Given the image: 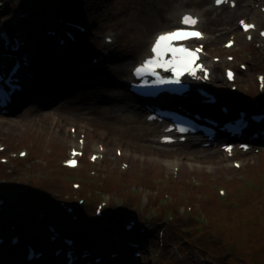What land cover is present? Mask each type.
Segmentation results:
<instances>
[{"label": "rangeland", "instance_id": "1", "mask_svg": "<svg viewBox=\"0 0 264 264\" xmlns=\"http://www.w3.org/2000/svg\"><path fill=\"white\" fill-rule=\"evenodd\" d=\"M49 1L51 0H0L2 4L0 25L14 21L17 16L15 11L28 7L29 13L42 12L43 18L41 16L34 19L23 18L19 23L25 26H30L28 23H31L33 25L29 28L33 33L41 34L44 22L51 23L63 17L62 12L60 14L53 12V9L62 11L61 7L54 6L52 3L55 2ZM71 1L63 0L69 3L68 14L65 16L87 25L90 33L79 37V41L82 39L83 42V56L71 57L74 49H67L72 53L67 66L69 87L60 92L57 88L59 80L51 86L48 81L50 76L42 72L41 79H45L46 82L42 85L31 83L33 94L20 101L11 115L0 114V142L7 146L6 151L0 152V193L7 195V209L0 213V230L9 232L11 226L5 222L11 220L24 225L25 221L41 218L47 220V228L50 221L55 223L64 235L78 237V243L97 240L98 245L92 248V251L98 254H94V257H90L83 264L93 262L92 260L99 254L105 256V261L101 264H184L185 259L195 262L198 254L186 238L178 236L179 241L182 239L179 245L169 248L162 244L160 230H165L166 241L171 224L178 218L196 219L200 225L206 227L209 223L208 217L215 209L237 214L239 210L250 206L264 208V146H256L260 151L254 150L249 153L239 151L235 158H231L220 146L214 150L201 148L203 151H195L187 142L181 145L162 146L160 149L164 153L161 154L160 167L150 166L144 171V166L136 165L134 160H142L146 155L141 147L137 148L140 144L112 128V124L110 127L97 125L98 121L104 120L99 116H105L107 111L110 114L111 107L108 108L106 105L108 103L104 102L93 101L91 104L93 99L79 97L84 93L83 82L91 78H86L85 75L82 76L83 79H78L77 70L83 65V57H87L84 59L85 64L90 65L95 56L103 55L104 67L94 69L100 70L105 78L98 85L93 88L87 87L85 90H94L102 96L100 99L105 100L122 95L133 103L127 86L118 85L119 82L122 84L124 78L130 75L133 63L147 54L149 43L157 31L171 29L179 24L174 18L157 25L149 22L155 5L166 6L162 0H84L80 3L77 0ZM38 2L51 6L53 17L44 11V7L36 5ZM212 2L213 0H174V4L167 7L163 16L172 17L171 15L178 10H194L203 19H218L215 21L218 31L213 23L206 22L205 27L202 25L208 33L206 39L208 60L216 65L214 77L219 76L221 80L213 81L210 88L220 91L223 97L236 107L263 108L264 93L259 90L257 74L264 73V46L258 47V44L262 43L261 40L249 42L239 29L234 30L239 19H253L259 22L258 18L261 17L258 0H254L246 8V12L235 9L231 21L224 19L226 12H229L227 7L213 9L203 15L207 8H211ZM100 10L111 12L121 10L122 14L118 17L99 16L97 12ZM127 27H130L129 32ZM105 35L112 36L117 43L102 49L101 45L106 44ZM231 37H235L238 45L234 50L225 49L224 43ZM140 39L145 43L141 49V45L138 44ZM47 46L50 51L45 58L48 65L53 66L57 59L51 52H56L57 44ZM58 54L61 52H56V55ZM228 55H234L236 60L229 62ZM216 57L221 61L216 62L214 60ZM128 60V71L124 74L118 72L117 63ZM242 63L248 65V70L240 69ZM226 67L236 69L238 72V80L234 83L238 87L237 92H233L231 90L233 85L225 80ZM56 70H59L58 66L53 73ZM92 72L91 70V75ZM54 75L59 77L58 73ZM46 90L55 92V95L52 98L46 97L43 94ZM94 107L96 110H90ZM220 107L218 105L209 109L217 113L221 112ZM134 110L140 112L138 109ZM36 112L39 114L49 112L52 115L50 118L52 123L59 121L57 128L46 127L43 133L39 126H34ZM143 121L144 117L140 112L137 121L132 124L139 126ZM74 129L78 132L75 133ZM65 136H70L69 139L74 142L65 143ZM54 137H57L56 141L52 140ZM159 137L160 133L147 136L142 146L155 149ZM81 138L87 141V153L81 158L80 168L69 170L64 161L69 157L70 148L79 143L78 140ZM99 147L105 148L104 157L100 159L102 162L91 163L88 155L101 151ZM23 150L29 152L25 158L19 155ZM119 150L128 156L121 157L118 155ZM153 152L160 154L157 150ZM3 158H8L9 162L4 163ZM235 161H239L243 167L236 168ZM124 163L130 166L124 169L122 167ZM75 183L82 184V188L76 190ZM221 190H225L226 194L220 193ZM78 199L85 200V205L80 206ZM62 201L68 204L61 205ZM103 202L107 203L104 210L108 211L104 217L97 218L95 208ZM68 205L76 206L77 215L66 211ZM131 220L137 222L134 228L139 231V235L134 236L141 244L140 247H136L137 251L142 252L139 261L132 257V250L128 245L132 238L125 230ZM143 229H146L145 233H142ZM19 230H22V227ZM22 231L28 235V241L39 239L47 247H52L48 242L49 236L43 231L34 228H25ZM139 236L140 238H137ZM179 247H182L181 250ZM16 248L17 251H21L20 254L27 256L23 243L13 250ZM180 251H184L185 259L181 257ZM113 253H119L120 256L112 259ZM2 254L4 262L7 256L12 255L10 246H6ZM127 260L130 262L127 263Z\"/></svg>", "mask_w": 264, "mask_h": 264}, {"label": "bare ground", "instance_id": "2", "mask_svg": "<svg viewBox=\"0 0 264 264\" xmlns=\"http://www.w3.org/2000/svg\"><path fill=\"white\" fill-rule=\"evenodd\" d=\"M166 6H163V5H159V6H154V10L149 18V22H151L153 25H157L159 24L160 22H165V21H169V20H172V17L174 16V19L180 24V20H181V15L183 14L184 11H178L176 13V15H174V13L171 15L172 17H167V16H163V13L167 10V7L169 8L170 6H172L174 4V0H162ZM194 1H199V0H194ZM202 1V0H200ZM253 1V0H238V5H237V9L241 12H246V8L248 7V4ZM81 2H84V0H81ZM214 2V1H213ZM11 6V5H10ZM224 7V6H221V8ZM13 8V7H12ZM214 6H212L211 9H213ZM229 9V12L227 11L226 14L224 15V19L226 21H231L232 20V17L234 16V14L231 12V8L227 7ZM174 9V8H172ZM261 15L263 18H264V14L262 12H260ZM97 14L99 16H112V17H118L119 15H121V10L117 11V12H111L110 10H100L99 12H97ZM38 16H41V18H43V14L42 12H39V13H33V12H30V13H27V16L24 18V19H34ZM162 20V21H161ZM215 21H218V19H213V18H208L207 19V22L210 24V23H213L215 25V28H216V23ZM255 22V21H254ZM261 22V21H259ZM181 25L179 26H176V27H180ZM175 28V27H173ZM171 28V29H173ZM128 29V32L130 31V27H127ZM171 29H165L163 31H168V30H171ZM224 30V28H221V30ZM216 30L218 31V29L216 28ZM163 31H159V32H163ZM220 31V30H219ZM149 32L147 33V36H148ZM108 35H105V38L107 37ZM49 38H51L53 40V38L55 39L56 37L55 36H52L50 35ZM116 41V39H115ZM145 42V41H144ZM80 43H83L82 41H80ZM114 43V42H113ZM115 44V43H114ZM141 45L140 49L142 47L145 46V43H143L140 39V42L138 43ZM28 48V59L31 61L32 63V67H29V68H26L27 71L31 68L33 69L35 75H36V79L33 81L34 84L35 83H38L39 85H42L43 83L46 82L45 79H41L42 78V72L45 74V75H52L53 73V70L56 69V67L58 66L59 67V70H56L55 73H58L59 74V77H56L54 74H53V77L51 79H49L48 81H50L49 84H52L51 86H54L58 80H59V86L57 88H59L60 92L62 91H65L67 89V87H69V67L68 66V61H69V56L71 55V53L69 51L66 50V48H58L57 50L58 51H62V54L61 55H54L53 57L56 58V62L53 66H49L48 65V60H46L45 57H47V55L44 54V52H42L39 48H37V45L35 44V39H30L28 41V44L24 46V51L27 52V49ZM107 47H110V45L108 44H104V45H101V48L104 49V48H107ZM136 47V46H135ZM237 47V45H235L234 48H231L232 50L235 49ZM134 50V49H133ZM83 46L80 47V50L78 51V49L74 52V54H83ZM109 53V52H108ZM147 55H150V53L146 54V55H143L142 57L139 58L138 61H140L141 59H143L144 57H146ZM71 57H74V55H71ZM87 57H83V65L80 66L77 70V78L78 79H83L82 76H85L86 75V78H91L92 80H99L101 79V71L100 70H95L93 65L95 64H92V65H86L85 62H84V59H86ZM13 60V59H11ZM41 60H43V62H41ZM45 60L47 63H45ZM136 61V63L138 62ZM129 60L128 61H123V62H120V63H117L116 67H119V71L120 73H126L128 71V66H129ZM135 64V63H134ZM101 66V63L95 65L96 68H99ZM81 67H84V71H80V68ZM216 67V65H214V68ZM91 70L93 71L92 72V75H91ZM96 71V72H95ZM101 75V76H100ZM103 77V76H102ZM237 78V76H236ZM221 81L220 80V77L219 76H216L214 78V81ZM24 83V89L22 92H20L19 94H17L16 98H15V102H14V105L16 102H19L20 100H22L23 98L25 97H29L31 94H33V89H32V82H31V79L30 78H25V81L23 82ZM75 88V87H73ZM72 88V89H73ZM71 89V90H72ZM44 95H46V97H50L52 98L53 95H55V92H52L51 90H46L45 93H43ZM84 93H81L79 97H89L92 100V102H90L91 104L94 103V102H97L98 101V93L95 92L94 90H88L87 92H85V94L83 95ZM116 99L115 102L117 104H114L113 107H111L109 110H110V114H109V111L106 112V115L105 116H99V118L101 119H104L103 121H98L97 125L99 127H106V126H109L112 124L113 127L112 128H115V130L121 132L122 134H125L127 136H130L133 141L137 142L140 144V146H137V148H142L143 149V152L146 154L144 155L145 157L142 159V160H139V159H136L134 160V163L139 166H144V171H147L148 168L150 166H158L160 167V162H161V154L163 155V151L160 149L162 146H166V145H163L161 143V141L159 140L157 142V147H155V149H153L154 151H159L160 154H155L153 152L152 149H150L149 147L147 146H142V142L146 141L147 139V136L151 135V134H154L156 132L159 131V127H156V129H153V128H150L149 126H143L142 128H138L134 125H131L133 121H135L137 119V115H136V112L134 110H132L130 107L131 105H129L130 103L127 102V100L122 97L121 95H117L115 97ZM202 97H200V101H201ZM94 101V102H93ZM199 103V106L201 108H207L208 106H213V105H207V104H202L200 102ZM220 104V103H219ZM216 105V104H215ZM214 105V106H215ZM115 106H116V110L115 109ZM36 111H40V110H37L35 109ZM90 110H96V107H94L93 109H90ZM89 110V112H90ZM116 111H119L120 113L119 114H116L115 112ZM126 114H124V112H126ZM214 112V111H212ZM37 115L35 117V122H34V126L36 127H40L41 129L40 130H43L45 129L46 127L48 128H52V129H56L57 126H58V122L57 123H52L51 122V114L49 112H42V114H39V112H36ZM119 122H120V126H119ZM147 123V125H149L150 123H148L147 121H145ZM153 125L157 124V123H151ZM43 133H45V131L43 130ZM70 136H65V143H71V142H74L73 140H70L69 139ZM161 138V137H160ZM53 141H56L57 140V137H54L52 138ZM76 145V144H75ZM190 147L193 148L195 151L197 150H200V151H203L200 147L199 144H196V143H191L190 144ZM213 147V146H212ZM255 148V147H254ZM173 154V153H172ZM124 156H128V154H125L123 153L122 157ZM140 161L142 162V165H140ZM162 165V163H161ZM7 209V206L6 208ZM1 222V221H0ZM3 223V222H2ZM24 223V222H22ZM1 224V223H0ZM5 224H8L10 225L9 222H5ZM18 227L17 229L15 230H12L11 228V234H20L24 240H25V245H27V243L29 242V238H28V235H25V232H23L22 230L25 229V228H34L36 230H39V231H43L46 235L50 236L51 235V231L48 230L47 226H46V220H42V219H37V220H33V221H28L26 222L25 221V224H16ZM22 227V230H19L20 228ZM4 230V229H3ZM28 238V239H27ZM8 244V243H7ZM7 244H5L6 246H8ZM53 244L55 246H57L58 248L62 249V253L65 252V250L68 248V246L65 244L64 240L62 238H58L56 241L53 242ZM4 243L3 245L1 244L0 245V257L2 258V252L1 250L3 249V247L5 246ZM9 246H11V243L9 242ZM42 250L46 251L47 248L46 247H42ZM68 261V257H65V262ZM81 261H84V259L82 258ZM96 264V263H94Z\"/></svg>", "mask_w": 264, "mask_h": 264}, {"label": "trees", "instance_id": "3", "mask_svg": "<svg viewBox=\"0 0 264 264\" xmlns=\"http://www.w3.org/2000/svg\"><path fill=\"white\" fill-rule=\"evenodd\" d=\"M239 211L215 209L206 227L196 219L178 218L168 231L167 247L178 246V236L186 238L198 255L184 264H264V208Z\"/></svg>", "mask_w": 264, "mask_h": 264}, {"label": "snow or ice", "instance_id": "4", "mask_svg": "<svg viewBox=\"0 0 264 264\" xmlns=\"http://www.w3.org/2000/svg\"><path fill=\"white\" fill-rule=\"evenodd\" d=\"M217 4L224 3L226 0H216ZM181 23L194 28L198 23V19L191 16L190 14H185L182 17ZM244 30L247 31L250 28H253V25L245 24L241 21ZM264 35V33H262ZM203 39V34L199 31H188L186 29H177L174 31L164 32L157 36L155 43L151 48L153 55L146 59L139 67L136 68L135 74L137 76L143 75H153L157 76V68H163L165 71L172 72L174 76L178 72H186L189 76L195 79L207 78L206 76H198L197 72H206V68L203 64H197L196 60L198 59L197 53L202 49H189L182 44H178L179 41L185 39ZM251 39V37H249ZM227 46H231V43ZM229 79L234 78V74L229 71L227 73ZM262 87H264V77H261ZM159 83H180L178 78L172 80L159 79ZM183 131V130H182ZM83 143V142H81ZM227 151L231 152V148H228ZM75 151L73 155H75ZM21 155H24L23 153ZM96 159V157H93ZM70 166L75 165L74 160L67 162ZM239 166V165H237Z\"/></svg>", "mask_w": 264, "mask_h": 264}]
</instances>
